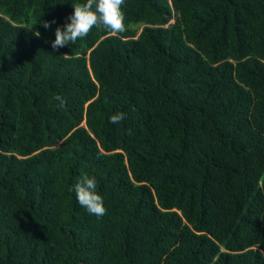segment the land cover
Returning <instances> with one entry per match:
<instances>
[{
	"label": "trees",
	"instance_id": "obj_1",
	"mask_svg": "<svg viewBox=\"0 0 264 264\" xmlns=\"http://www.w3.org/2000/svg\"><path fill=\"white\" fill-rule=\"evenodd\" d=\"M0 264H264V0H0Z\"/></svg>",
	"mask_w": 264,
	"mask_h": 264
},
{
	"label": "rangeland",
	"instance_id": "obj_2",
	"mask_svg": "<svg viewBox=\"0 0 264 264\" xmlns=\"http://www.w3.org/2000/svg\"><path fill=\"white\" fill-rule=\"evenodd\" d=\"M140 31V30H139Z\"/></svg>",
	"mask_w": 264,
	"mask_h": 264
}]
</instances>
